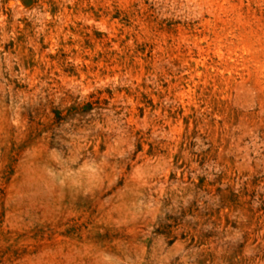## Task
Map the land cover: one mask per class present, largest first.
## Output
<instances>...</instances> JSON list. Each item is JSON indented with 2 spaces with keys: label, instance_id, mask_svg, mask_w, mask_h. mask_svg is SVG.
<instances>
[{
  "label": "rangeland",
  "instance_id": "374dc122",
  "mask_svg": "<svg viewBox=\"0 0 264 264\" xmlns=\"http://www.w3.org/2000/svg\"><path fill=\"white\" fill-rule=\"evenodd\" d=\"M0 264H264V0H0Z\"/></svg>",
  "mask_w": 264,
  "mask_h": 264
}]
</instances>
